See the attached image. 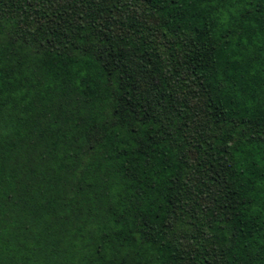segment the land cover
<instances>
[{
    "label": "trees",
    "instance_id": "1",
    "mask_svg": "<svg viewBox=\"0 0 264 264\" xmlns=\"http://www.w3.org/2000/svg\"><path fill=\"white\" fill-rule=\"evenodd\" d=\"M0 264H264V0H0Z\"/></svg>",
    "mask_w": 264,
    "mask_h": 264
}]
</instances>
